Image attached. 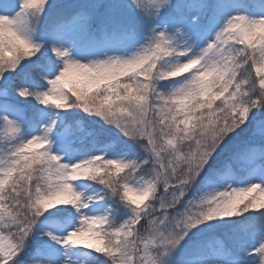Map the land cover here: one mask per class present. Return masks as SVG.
I'll list each match as a JSON object with an SVG mask.
<instances>
[{
	"label": "snow or ice",
	"instance_id": "snow-or-ice-1",
	"mask_svg": "<svg viewBox=\"0 0 264 264\" xmlns=\"http://www.w3.org/2000/svg\"><path fill=\"white\" fill-rule=\"evenodd\" d=\"M0 264H264V0H0Z\"/></svg>",
	"mask_w": 264,
	"mask_h": 264
},
{
	"label": "rangeland",
	"instance_id": "rangeland-1",
	"mask_svg": "<svg viewBox=\"0 0 264 264\" xmlns=\"http://www.w3.org/2000/svg\"><path fill=\"white\" fill-rule=\"evenodd\" d=\"M69 1H71V2H75V0H69Z\"/></svg>",
	"mask_w": 264,
	"mask_h": 264
},
{
	"label": "trees",
	"instance_id": "trees-1",
	"mask_svg": "<svg viewBox=\"0 0 264 264\" xmlns=\"http://www.w3.org/2000/svg\"><path fill=\"white\" fill-rule=\"evenodd\" d=\"M69 2H71V1H69Z\"/></svg>",
	"mask_w": 264,
	"mask_h": 264
}]
</instances>
